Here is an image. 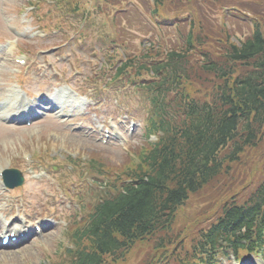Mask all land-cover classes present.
Returning a JSON list of instances; mask_svg holds the SVG:
<instances>
[{"label":"rangeland","instance_id":"rangeland-1","mask_svg":"<svg viewBox=\"0 0 264 264\" xmlns=\"http://www.w3.org/2000/svg\"><path fill=\"white\" fill-rule=\"evenodd\" d=\"M28 1L31 2V0H0V41L5 42L6 39L11 36L7 32L6 28L8 21H13L14 25L18 29H22V32L24 33H30L31 31H35L38 27H41L38 23H35V19H37V17L33 19L30 15L26 16V13H28L29 10ZM82 1L84 3L87 2V8L89 9L90 6V11L94 12L93 15H91L90 12H86L84 14H79L81 12H77L72 17L68 16L69 13L73 12V7L70 2L62 5V9L58 7L57 3L52 6L53 8H51V10H48L45 5L41 8V14L43 16H47L46 14L48 13L52 14L48 15L51 16L50 18L45 17L47 23L51 25V29L45 31L50 32L54 38L62 37V35L66 33H69V36L71 35V32H76L77 34L79 33L84 37L81 43L71 44V46H69L70 42H67V44H63V47L61 48V54L64 53L73 57L75 55L77 56V52L80 49L79 47H84L80 50V56L82 57L79 61L80 64L77 63L76 59L74 60L80 69L79 75H74L71 72L70 64L60 61L57 53L50 52L46 53V55L58 60V67L61 70L67 71L66 75L72 82H75V86L80 89L82 93L87 92L89 94V92L95 93V91H97L94 98L100 101L103 99L107 100V103L104 106H101V104H95L94 109L88 108L86 110L88 112V116L85 119L80 116L78 119L85 120L87 123L94 125V123L101 121L106 115H125L130 118L134 117L138 123H141V126L138 127L132 135H126V133H124L125 128L121 127L118 132L120 135L122 134L125 136V140L118 137L109 139L106 143L99 140L98 135L88 136L83 131H72L71 128L74 124L61 123L57 119L38 121L30 128L20 127L15 131H11L10 127L1 126L0 169L11 167L13 164L16 165L14 167L19 168L21 166L22 154H32L33 156H31L33 158H42V162H44L49 169H53L55 165H60L59 168L55 167L58 176H60L61 179H64V177L67 176V173L72 174L74 179H78L79 186H84L83 192L86 197L88 199H92L99 195V189L94 187V189L98 190L93 192L87 188V186H90L89 180L87 178H83L81 174L82 171L79 167L86 162L84 159L89 160L92 159V157L101 160L104 165L106 164L105 166H107V168L116 167L124 170L129 167L134 158V154H139L147 147V143L144 139H142V137L145 136L144 132L147 126L146 117L149 107L147 106L148 102L146 94L143 92L138 93L136 89L125 90L124 88L122 93L120 87L123 85L120 84L119 80L111 83L112 85L107 88L106 86H108V81L106 75H109L108 71H105L104 69L99 70L100 68L98 66V74H96L94 72L95 70L92 68L89 70L86 66L88 61L86 55L93 53L95 44H98V40H100L97 38L96 33L104 34V32L110 31L111 38H105L104 42L101 43V46L104 48L108 45L111 46L115 41L116 43L122 42L129 47L141 46L143 44H145V46L151 45V42L153 41V33L152 31L147 30V26L145 27L146 19L144 17H142L145 19L143 21L139 15H135L131 12L125 19V16L120 13L126 9V6L129 7V0H95L99 6H94L93 0ZM136 1L140 4L142 2L146 11H150V9L154 7V3H151L152 0ZM160 12L168 15V18H175V21L180 19V23H185L186 25L181 26L183 33H186L187 25L191 22L193 25V37L196 41H198L197 43L201 45L202 49L209 53L212 59L218 63L222 62L221 53L224 49L223 43H225L226 36L235 39H244L251 33V22L255 21L259 22L264 31V0H164V3L160 7ZM58 13H60L61 16H58ZM109 14L110 18H107ZM112 17H116L118 22H122L123 27L127 20L128 24L125 25L126 31H121L123 33L119 34L118 29L120 26L116 31L117 26L114 25L115 20ZM81 18H83V25L79 27L77 25H80L79 23ZM249 18L252 19L251 22H249ZM87 25L88 29L86 27ZM61 26L64 28L60 29ZM161 31L166 32L168 29H161ZM173 31L175 32L174 29ZM149 32L151 34L147 37L146 33ZM115 33L116 36H114ZM118 34L119 37H122V39H116ZM48 36L49 34L45 37L47 38ZM19 41L21 42H19L18 46L16 48L13 47V53L18 52V50L24 47V44H26L28 40L20 39ZM53 41L55 43L60 42L61 40ZM173 41L175 47L179 46L180 40L174 37ZM46 42L34 41L28 45L32 48H37L45 45ZM4 45L5 44H3V46ZM149 47L150 46H147V48ZM125 48L127 49L128 47ZM31 54L33 59L41 62L44 77L39 78V73H33L28 76L27 74L14 75L13 68L16 64L9 61L10 56L3 48H1V93H4V84L15 82L14 80L21 81L23 87L28 91L29 97H32L34 102L37 97L44 95L46 90L49 88L51 93L54 92L52 89L54 82L50 80L51 76L49 72L43 67L42 61L40 60L42 59V56H39L37 53L33 54V52H31ZM103 55L104 52L98 55L96 59L100 60ZM2 62L5 65H3ZM191 63L194 65L196 74L189 82L186 83L187 91H189L190 95L193 97L200 100H208L215 92L217 80L213 75H207L201 71L200 60L194 59ZM91 76H93V78H91V80L93 79L92 84L85 88V78H90ZM135 79L139 81V79ZM3 81L6 83H3ZM100 82L105 83V87L100 86ZM91 87H93V89ZM51 93H46L49 94V98L51 97ZM3 98L4 97H2V99ZM117 104L122 107V110L128 111L129 114L123 113L122 110L116 106ZM29 133H31V135L28 136ZM32 133L35 135L30 137L32 136ZM46 133H56L64 136L65 133H68L74 137L78 143H76L75 146L70 143L62 145L61 139H63V136H59L60 139H58V143L53 140L55 138H48ZM262 139L263 141L259 142L254 148L246 149L238 156V159L234 161H227L224 159V169L222 170V173L199 192L191 195L185 206L176 212L174 234L178 235L179 240H181V252L183 256L186 255V257H188L189 252L185 250V247H190L195 244L199 231L206 228L213 216L212 214H215L219 208H221L223 202L228 200L232 195H246L249 192L250 181L260 175H264V136ZM226 152L229 153L230 150L228 149L224 153ZM3 155H5L4 160L3 158L1 159ZM68 157L70 160L77 162L74 165V172L72 164L66 163ZM79 159L81 161H79ZM42 162L40 161V163ZM64 183L71 186V188L72 185H74L67 179H64ZM23 185V188L21 187L22 191H19L21 189H17L13 191V193L15 195L16 203L23 210H25L26 213L35 217L38 212L44 210L42 203L47 201L49 198H53V204L56 208H59V202L56 201L54 197H50L44 193L43 189L41 192V187L37 186L38 184H33L29 176H27ZM25 190L28 197L37 201L35 207L30 211L25 209V200H27ZM76 190L77 188H75L74 191L72 190V193H75ZM80 193L81 192L79 190V194ZM75 206H77V201H75ZM44 234L45 233L43 232L39 236V242H37L38 245H33L35 252L34 256H30L29 259L23 258L20 261L19 258H17L16 260L9 262V264H44L46 261V252H55L61 247V241L65 239L61 228H58L54 235L48 237L46 242H42L46 238L45 236H42ZM45 235L48 236V234ZM156 237L157 236H152V239L156 240ZM165 239L170 242L172 241V239L168 236H165ZM44 245H46V247H44ZM2 252L11 253V251L4 249L0 251V253ZM185 252L187 254H185ZM133 253L136 256V259L142 260L143 258V261L150 255L153 256V252L148 245L141 246ZM130 257L132 258L133 263H130V260H128L126 264H137L132 254ZM224 264H226V262H224Z\"/></svg>","mask_w":264,"mask_h":264},{"label":"trees","instance_id":"trees-1","mask_svg":"<svg viewBox=\"0 0 264 264\" xmlns=\"http://www.w3.org/2000/svg\"><path fill=\"white\" fill-rule=\"evenodd\" d=\"M223 56L250 70L229 84L226 83L225 62L203 65L204 73H211L222 84L218 85L221 93L215 107L190 100L183 105L181 122L185 118L184 124L161 122L166 126L167 135L159 143L162 146L150 152L149 165L140 178L141 185L129 197L107 204L95 227L99 236H93L101 252L130 247L137 230H146L162 221L167 211H159L181 203L187 197L186 189L196 190L215 177L219 166L217 151L232 139L243 120L251 117L264 121V33L260 25L257 24L254 33L242 43L229 37ZM186 64L184 56L169 53L167 61L156 66L158 72L165 69L167 74L162 76L158 88L163 92L178 89L184 76L190 78ZM157 107L161 111L165 109L161 100ZM232 212L226 213L227 218L233 219Z\"/></svg>","mask_w":264,"mask_h":264},{"label":"bare ground","instance_id":"bare-ground-1","mask_svg":"<svg viewBox=\"0 0 264 264\" xmlns=\"http://www.w3.org/2000/svg\"><path fill=\"white\" fill-rule=\"evenodd\" d=\"M47 135H48V138H50V139H53V138H55V139H57V140H55V139H53L55 142H58V139H60V137L59 136H63V139H61V143H62V145L64 144V145H66L67 143H70V144H72V145H74L75 146V144L76 143H78V141H76L75 139H74V137H72L71 135H69L68 133H65V136L64 135H60V134H56V133H46ZM28 135H31V133H29ZM35 134L34 133H32V136H30V137H33ZM37 136V135H36ZM18 140V139H17ZM11 142V141H10ZM59 143V142H58ZM69 145V144H68ZM12 148V147H11ZM11 151H12V149H11ZM9 152V151H8ZM10 153V152H9ZM5 155H3L2 157H4ZM121 156V155H120ZM1 256H4V259H5V257H8V256H10V254L9 253H7V254H2ZM0 256V257H1ZM9 260V258H6V261H8Z\"/></svg>","mask_w":264,"mask_h":264}]
</instances>
